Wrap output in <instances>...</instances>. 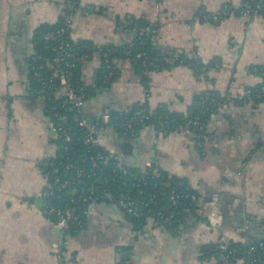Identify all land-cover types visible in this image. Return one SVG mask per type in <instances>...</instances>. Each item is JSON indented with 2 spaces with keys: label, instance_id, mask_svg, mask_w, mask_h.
<instances>
[{
  "label": "crops",
  "instance_id": "obj_1",
  "mask_svg": "<svg viewBox=\"0 0 264 264\" xmlns=\"http://www.w3.org/2000/svg\"><path fill=\"white\" fill-rule=\"evenodd\" d=\"M252 1L0 0V264H216L210 245L264 239V100L238 99L264 82V16L243 14ZM224 8L229 15L211 18ZM61 20L70 40L94 48L131 43L145 24L156 29L157 53L181 58L143 71L136 59H116L106 84L97 83L99 53L80 63L89 118L141 107L154 115L131 138L101 131L100 145L119 164H150L194 193L173 228L135 219L114 200L93 206L77 233L44 215V164L57 149L30 60L36 30ZM198 104L209 110L199 130L156 121L160 112L187 117Z\"/></svg>",
  "mask_w": 264,
  "mask_h": 264
},
{
  "label": "trees",
  "instance_id": "obj_2",
  "mask_svg": "<svg viewBox=\"0 0 264 264\" xmlns=\"http://www.w3.org/2000/svg\"><path fill=\"white\" fill-rule=\"evenodd\" d=\"M264 2V0H261ZM254 1H252L250 4H252ZM136 35L131 43H127L123 46L117 47V48H110L113 49L111 53L110 63L112 66H115L113 63V58L118 59H136L135 61L139 65V69L141 71L147 69V70H155L164 66H170L178 64L179 62H176L175 64H170L164 58L173 57L176 55L171 54H160L157 53L153 46L152 41V34L148 32H142L139 33V29L141 27H146L148 25L145 24H136L135 25ZM65 25L63 23V20H61L58 24L52 25V26H42L39 29L36 30L35 36H34V48H35V61L32 62L30 60V67H34L37 69L39 65L43 66V76L49 77L52 76L53 78V85L50 89H48L43 94H39V90L41 88L40 82H37L32 77V71L30 70V78H31V87L32 90L37 93L41 98H44L46 100V108L47 110L49 107L55 106V109L52 112H48V114L56 113L57 116L54 119V123L58 124L62 127V129L70 136V141L66 142L64 137L61 136V134L58 132V135L56 136V139H54L56 145H65L67 147V151L58 150L55 154L56 157L49 159L51 162H54L56 166L59 167L60 172L59 176L61 179H71L75 176L74 171L75 169H82L83 173V180L87 182H92L94 184V187L96 189L95 196H97V201H110V198H108V194L111 195V199L114 200L118 198L121 195H129L130 198L135 199L139 198L140 200H143L144 202L147 201L152 195H154V199L156 204L155 205H149L148 208H144L142 206H138L134 208L132 217L135 219H139L140 221H144V218L148 216L149 212L148 210H158L160 208L165 207V209L168 210H174L175 216L177 219L181 217V215L184 213V208L186 207V204L189 200V197L191 195H194L192 191L187 190L184 187H177L176 184L168 179H166L163 176H156L151 174L150 172L147 173L146 177L148 181H153L158 183L156 187H153L151 185H143L141 183L138 184L137 178L141 175V171L137 168H131L129 166H126L128 172L124 176H120L118 171L112 172V167H106L104 170L98 172H94V175H92L93 172L87 171V168L89 167V163L85 160L81 162V160L89 155H93L96 152H104L107 154V152L103 151V149L100 146L97 147H89L88 145L84 144V139L86 136V129L82 126H79L77 122L74 121L75 117H78V119H84L89 120L91 122H94L96 120L95 117L89 118L86 114L84 106L80 109V111H76L75 109L71 108L69 105L65 104V106H61L62 98H59L55 91L58 89V83H57V76L54 75L56 71L60 73V71L63 68V65L61 63H53L50 59L55 55L54 51H51L49 49L50 47H60L62 44L69 43V47L67 48V51L70 53V56L67 58V62L70 64V71L71 76L69 77V81L71 85L75 88V90L79 93H83L85 95V99L88 98L90 94V88L89 86H86L84 82L81 80V74H80V63L84 59L85 55H88L94 51V47L91 46L88 43L79 42L75 43L72 40L69 39L68 36L65 35H59L58 38L55 40H49L46 41L42 38L43 34H45L48 31H56L61 28H64ZM150 27V26H149ZM127 53V54H126ZM137 53H143L150 61L143 63L142 58H136ZM112 59V60H111ZM181 59V58H180ZM182 61V60H181ZM46 62H49L47 64ZM109 63V61L107 62ZM104 62V60L101 58V68L98 72L97 76V83H99L100 76L104 70V65L107 64ZM54 76V77H53ZM264 85V82L260 84V86ZM260 86L256 89H250L251 95L247 96L248 98H254L258 101H263L264 96L257 97L258 91ZM264 94V93H263ZM142 108V107H141ZM141 108H135L132 111L136 109ZM143 108H146L143 106ZM205 108L203 106H199V104L193 109L191 114L189 116L185 117L182 115H169L165 112L157 113V120L161 124V127L166 130H173L180 123L182 125H185L190 120L195 119L197 116H199L201 110ZM204 110V109H203ZM146 113L148 111L145 109ZM209 113V110L206 112ZM151 120L147 121L145 124H138L136 126V132L140 126H144L147 124H150L154 120V115H151ZM60 115H64L66 119L63 121L59 118ZM115 122H111V124H114ZM175 124V125H174ZM192 130H196V128L191 127ZM118 133L117 131H115ZM118 135H120L118 133ZM123 138H131L128 136H122ZM69 162V167L65 171L63 166L66 162ZM119 164V162L117 161ZM71 166V167H70ZM49 169L45 170V174H47L48 178L51 179V174L49 175ZM86 175H90L91 178H87ZM74 179V178H73ZM77 179V178H76ZM99 179V181H98ZM113 179V181H111ZM72 180V179H71ZM106 180V182H103ZM125 180L126 184H121V181ZM51 181V180H50ZM104 183V184H103ZM70 188V187H69ZM68 188V189H69ZM174 190L173 194L179 193L180 198L177 200V204H172L169 195H171V191ZM161 192H165V195H161ZM85 195V194H84ZM82 195V197L84 196ZM58 198H48L47 202L51 205H59L60 207L66 205L69 207L77 206L79 208H76L77 210H81V195L77 191L74 194V202L70 201V196L66 193L64 195L57 194ZM193 207H190V210H192ZM139 215V217H137ZM87 221V219L85 220ZM178 222V220H177ZM177 222H175L172 226H166L162 223H159L165 228H173ZM84 227H81L79 229H70L69 231L65 233H77L81 231ZM259 241L247 243V244H239L234 242H229L226 244L225 249H220L219 245H210L205 249V253L207 257H214L216 259V264H235V262L239 259H245L248 261V264H261V261H264V249L256 248L255 251L251 252L249 251L251 246H256V244Z\"/></svg>",
  "mask_w": 264,
  "mask_h": 264
},
{
  "label": "built area",
  "instance_id": "obj_3",
  "mask_svg": "<svg viewBox=\"0 0 264 264\" xmlns=\"http://www.w3.org/2000/svg\"><path fill=\"white\" fill-rule=\"evenodd\" d=\"M253 1L254 2L252 4L245 6V11L243 14L244 15L246 13L249 15L261 14L264 16V2H262L261 0H253ZM229 14L230 11L228 10V8H224L218 13L213 14L211 18L213 20H218ZM142 32H148L152 35H155L156 29L149 26L141 27L139 29V33ZM65 34L66 36H68L66 27L56 31H52V30L48 31L45 34H43L42 38L46 41L55 40L56 38L59 37V35H65ZM68 47H69V43L65 42L60 47L49 48L51 49V51L55 52V55L50 60L53 63H61L63 65V68L60 71V73H58V71L54 73V75L57 76V83L59 86L58 89L55 91V93L59 98H62L61 106H65V104H67L78 112L84 106L86 99H85V95L83 93L77 92L69 81V77L71 76V71H70V64L67 62V58L70 56V53L67 51ZM94 51L99 53L100 57L104 60V62L107 63L109 61V63L104 65V70L99 79V84H106L110 82L112 79H114L117 74L116 66H112V64L110 63L111 53L113 49L96 47ZM35 58L36 57L34 55L31 58V61L34 62ZM136 58H142L143 63L150 61L143 53H137ZM115 60L116 58H113L112 60L113 63ZM164 60H166L170 64H175L176 62H182L178 56L164 58ZM46 63L49 64V62ZM30 70L32 71V77L34 78V80L40 82L41 88L39 90V94H43L52 87L53 78L52 76L49 77L43 76L42 65H39L37 69H35L32 66L30 67ZM263 93H264V85L260 86L257 97L264 96ZM249 95H251V90L248 89L244 91L241 95H239L238 99ZM41 99L43 100V107L45 108V111L47 113L52 112L55 109V106L51 105L47 110L46 100L44 98ZM203 109L201 110L199 116L186 123V128L188 130L192 129L191 127H194L198 130L201 128L202 120L205 119V115L207 112L205 108ZM48 115L50 116V120H51L50 129L54 134V138L56 139V136L58 135L59 132L61 136L64 137L66 142L70 141V136L62 129L61 126L54 123V119L57 116V114L52 113ZM59 118L63 121L66 119L64 115H60ZM95 118L96 120L94 122H91L89 120L87 121L84 119L83 120L78 119V117L74 118V121L77 122L79 126H82L86 129V136L83 142L89 147H97V146L101 147L99 134L101 131H104L105 129L112 128L113 130L117 131L120 134V136L133 137L136 134V126L138 124H143V123L145 124L147 121L152 119L151 116L148 113H146V111L142 108L130 112L119 113V114L103 113L96 116ZM113 121L115 123L111 124V122ZM156 121L158 122V120ZM56 149H57L56 151L58 150L67 151V147L65 145H60V146L56 145ZM103 151L105 150L103 149ZM84 160L85 162L87 161L89 163V167L87 168V171L93 172L92 175H94V172L96 171L100 172L104 170L106 167H110V166L112 167V172H115L117 170L120 176H124L128 172L125 165L118 164L117 160L108 153L105 154L104 152H96L93 155L84 157L81 160V162H83ZM68 163L69 162L67 161L63 166L65 171L69 167ZM46 169H49L50 172L49 175L51 174V179L49 178V186L44 195V205H43L44 215L51 218L52 221L56 224V226L59 228V230H61L62 233L69 231L71 228L79 229L81 227H84L87 222L85 220L88 219L91 208L99 203V201H97L98 199L97 196H95L96 189L94 187V184L91 181L87 182L83 180V173L85 172V170L82 173V169H78V170L75 169L74 171L75 176L73 177L74 179L71 178L72 179L71 180V179H67V177L65 179H61V177L59 176V172H60L59 167L56 166V164L54 162H51L50 160H48L44 164V171ZM140 171L142 173L137 178L138 184L141 183L143 185H151L153 187H156L158 185L157 181L156 182L148 181L146 177L147 173L149 172L153 175L158 176L153 166L148 164ZM86 176L88 179L91 178L90 175H86ZM111 181H113V179H111ZM103 182H106V180H104ZM121 184L125 185L126 184L125 180L121 181ZM77 191L81 195L80 201H81L82 209L80 211L79 210L76 211V208H79L77 206V203L76 206L73 207H69L66 205L60 207L59 205H51L47 202L48 198H52V199L58 198L57 194L64 195L65 193L71 197L70 201L74 202V194ZM173 192L174 190L171 191V195H169V199L172 204H177V200L180 198V195L179 193L173 194ZM165 194H166L165 192H161V195H165ZM82 195L84 196L82 197ZM154 197L155 196L152 195L147 201L144 202L139 198L132 199L129 197V195H121L118 198L114 199V201H116V203L121 208H123L129 215H131L133 214L134 208L138 206L148 208L150 204L155 205L156 202ZM109 198L110 200H112L111 195ZM196 199L197 198L195 195H191L184 210L187 212L190 211V207L195 206ZM148 212H149L148 216L144 218V221L146 222L156 221L166 226H172L178 220L175 216L174 210L167 211L165 207L160 208L156 211L148 210ZM137 217H139V215H137ZM257 247L260 249H264V239L259 241L256 244V246H251L249 251L253 252ZM219 248L222 250L225 249L226 244H220ZM261 263H263V261H261Z\"/></svg>",
  "mask_w": 264,
  "mask_h": 264
},
{
  "label": "water",
  "instance_id": "obj_4",
  "mask_svg": "<svg viewBox=\"0 0 264 264\" xmlns=\"http://www.w3.org/2000/svg\"><path fill=\"white\" fill-rule=\"evenodd\" d=\"M110 197V195H108V198ZM213 210V209H212ZM218 213V209H214L213 210V215L217 214Z\"/></svg>",
  "mask_w": 264,
  "mask_h": 264
}]
</instances>
